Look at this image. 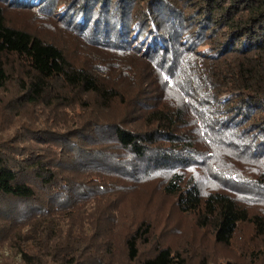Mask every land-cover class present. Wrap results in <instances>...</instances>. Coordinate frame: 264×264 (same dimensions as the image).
<instances>
[{"label": "trees", "instance_id": "obj_1", "mask_svg": "<svg viewBox=\"0 0 264 264\" xmlns=\"http://www.w3.org/2000/svg\"><path fill=\"white\" fill-rule=\"evenodd\" d=\"M11 86L0 248L21 264H264V0H0Z\"/></svg>", "mask_w": 264, "mask_h": 264}, {"label": "rangeland", "instance_id": "obj_2", "mask_svg": "<svg viewBox=\"0 0 264 264\" xmlns=\"http://www.w3.org/2000/svg\"><path fill=\"white\" fill-rule=\"evenodd\" d=\"M8 18H9L10 22H12L13 24L14 23H17L19 25L27 24L29 28L36 26L32 15H29L28 13L10 12V13H8ZM39 28L41 29L42 27H39ZM42 29H43L42 34L45 32V34L49 38L54 39L58 43L62 42L61 44L65 45L66 47H73L74 50H77L80 47V42L75 40V43H74L72 41V38H70L69 35H67V34H61V33H58L56 30H50L48 28H42ZM13 92H14V87H12V86L9 89L6 88L4 91H0V123L3 120H6V118H5L6 107L4 109V104H6L7 101L11 98ZM116 111H118V110L115 109V110H113V112L111 111V114L112 115H118ZM6 127H7V129L10 128L9 126H4L3 131L7 130ZM217 250L218 251L216 253L217 254L219 253V254L213 255L212 264H218L221 262H225L229 257V253L224 252L223 249H217ZM10 256L14 257L16 264H21V258H20L19 254L13 255V252L6 247L0 248V263L3 261V259L5 257H10Z\"/></svg>", "mask_w": 264, "mask_h": 264}]
</instances>
